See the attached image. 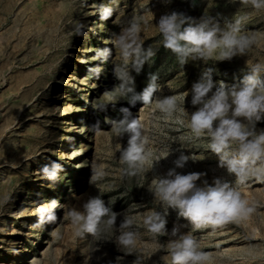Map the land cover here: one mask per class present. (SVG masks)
Returning <instances> with one entry per match:
<instances>
[{"label": "rangeland", "instance_id": "rangeland-1", "mask_svg": "<svg viewBox=\"0 0 264 264\" xmlns=\"http://www.w3.org/2000/svg\"><path fill=\"white\" fill-rule=\"evenodd\" d=\"M110 2L0 0V264H85L86 256L87 264H115L117 258L119 264H133L137 253H124L115 235L100 241H94L91 234L84 239L74 238L67 210L81 208L89 197L100 194L98 186L89 183L93 164L106 171L98 184L112 189L102 197L106 203L115 199L111 207L118 213L116 234L131 205H136L131 213L139 216L150 209L163 212L149 185L154 177L165 175L175 166L181 151L204 155V159H189L177 169L182 173H203L197 184L213 183L217 177L235 184L234 174L219 164L217 154L210 149L191 145L181 148L175 138L186 129H165L160 133L153 127L158 97L188 93L185 107L189 112L195 110L190 103L192 84L213 63L205 65L189 59L181 66L176 56L163 47L158 20L176 11L191 17L188 22L212 17L223 27L226 21L247 16L241 30L254 38L253 45L246 54L214 65L216 86L223 80L231 87L239 84L246 64L264 63V10L239 0H119L118 6L113 5V17L101 20L98 7ZM133 17L140 22L138 38L143 47L157 49L152 62H146L140 73L131 71L137 92L147 86L150 74H158L157 82L162 88L152 105L138 102L132 106L127 100L109 101L107 97L118 83L113 65L121 61L114 41ZM81 23L84 35H75V26ZM105 48L111 49L112 55L102 62L96 58V51ZM97 65L102 68L99 76L89 72ZM98 104L106 107H94ZM122 106L130 108L129 119L136 117L142 122L151 147L171 149L168 157L146 173L129 176L122 172L126 165L120 163L117 149L127 146L129 134L114 136L110 124L122 118ZM261 129L264 118L256 123V130ZM51 161L63 165L60 180L55 183L42 178L40 172ZM235 186L255 211L239 223L192 234L200 250L210 257L208 264H264V183L250 178ZM52 199L62 205L56 209L57 222L34 228L36 207ZM166 219L167 234L157 237L142 225L135 226L137 246L146 256L143 264H166L170 260L166 245L173 238L172 228L180 225L181 232L191 230L190 222L175 209H169ZM55 232L61 234L60 238L53 235ZM93 243L94 248L87 253Z\"/></svg>", "mask_w": 264, "mask_h": 264}, {"label": "clouds", "instance_id": "clouds-1", "mask_svg": "<svg viewBox=\"0 0 264 264\" xmlns=\"http://www.w3.org/2000/svg\"><path fill=\"white\" fill-rule=\"evenodd\" d=\"M170 3L171 0H163ZM236 3L237 0H229ZM240 3H250L256 10H264V0H239ZM119 0H111L110 4H101L98 13L101 20H108L114 15ZM247 16H237L226 21L224 26L212 17L201 19L198 23H191L192 18L183 13L172 11L162 15L158 20V29L162 45L169 49L178 63L183 66L189 59L202 61L206 66L201 78L192 84L191 105L196 106L189 112L185 107L186 97L189 95H167L155 100V116L153 127L160 133L165 129H186L175 139L181 148L192 147L210 149L217 154L219 164L227 168L235 176V184L219 177L213 183L204 181L197 184L203 175L201 172L182 173L177 169L183 168L189 160L204 159V155L195 152L185 154L181 151L174 160V167L168 169L162 176H156L149 185L154 200L163 208V212L150 209L142 216L132 214L131 205L118 226L117 215L113 211L112 198L108 203L102 194L112 190L111 186L98 184L105 175V169L98 165L91 166L92 174L89 183L98 186V195L89 197L81 208H70L66 217L73 225L74 238L84 239L91 234L94 241L110 239L115 235L117 245L124 253H137L133 264H143L145 254L137 246L138 232L135 226L142 225L153 237L167 234L166 214L169 209L177 210L179 216L187 219L191 224L189 232H181V226L176 225L171 230L172 239L166 245V252L170 260L166 264H208L210 257L200 250L201 246L192 234L196 230L211 228L228 223H239L255 211L248 200L235 185L243 184L250 178L264 181V129L256 130V123L264 118V63L246 64V70L239 84L228 87L221 80L219 85L213 80L214 65L217 61L231 60L237 54H246L254 43V38L241 30V25ZM84 25L77 24L75 35H84ZM140 22L133 17L128 26L117 35L114 43L120 50L121 61L114 63L113 75L118 81L107 94L109 101L127 100L132 106L138 102L152 105L155 94L161 90L157 82L158 74H150V80L142 91L135 90V79L131 74L134 70L140 73L146 62H152L157 49L149 46L144 48L139 41ZM112 55L109 48L96 51V58L107 61ZM89 72L96 76L102 72L97 65L89 68ZM94 107H106L96 105ZM119 111L122 118L110 121L112 133L122 137L128 133L126 147L118 146L120 163L126 165L122 172L126 175H138L148 172L154 164L162 158L168 157L170 148L158 149L150 146V138L144 133V125L136 117L129 119L131 110L122 106ZM243 118V119H241ZM97 125L99 121L96 122ZM63 165L57 161L45 164L40 170L42 178L53 183L60 180ZM62 205L57 199L38 205L35 209L37 221L34 228H43L57 222L56 209ZM60 238V233H53ZM89 248L90 253L94 248ZM86 253V254H87ZM149 256L151 253L148 254ZM117 258L115 264H119ZM87 264V256L85 259Z\"/></svg>", "mask_w": 264, "mask_h": 264}, {"label": "bare ground", "instance_id": "bare-ground-1", "mask_svg": "<svg viewBox=\"0 0 264 264\" xmlns=\"http://www.w3.org/2000/svg\"><path fill=\"white\" fill-rule=\"evenodd\" d=\"M220 81H217V83H219ZM60 83H64L63 81H60ZM226 85H228V83L226 84ZM60 100V99H59ZM57 150H55L54 151V153H55V155L57 154V152H56ZM59 160H61V159H59ZM259 183H264V181H259ZM14 200H16V199H14Z\"/></svg>", "mask_w": 264, "mask_h": 264}]
</instances>
